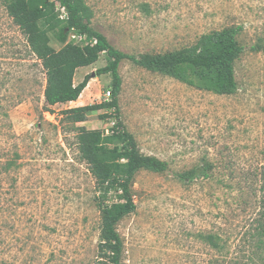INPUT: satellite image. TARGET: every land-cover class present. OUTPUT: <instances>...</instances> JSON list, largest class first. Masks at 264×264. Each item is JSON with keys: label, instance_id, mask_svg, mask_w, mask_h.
Wrapping results in <instances>:
<instances>
[{"label": "rangeland", "instance_id": "1", "mask_svg": "<svg viewBox=\"0 0 264 264\" xmlns=\"http://www.w3.org/2000/svg\"><path fill=\"white\" fill-rule=\"evenodd\" d=\"M80 1L90 24L136 57L241 28L231 94L120 62L119 120L139 152L166 162L167 170L135 172V211L115 228L122 264H211L216 253L201 233H218L230 253L247 255L251 233L264 221V0ZM49 37L58 50L62 44L53 32ZM78 39L69 33L68 40ZM105 64L101 54L75 70V82ZM110 80L91 77L76 102L47 105L41 62L0 0V264L95 263L100 211L78 132L106 133L115 117L103 108L73 122L61 112L105 101ZM204 159L213 164L210 177L178 180Z\"/></svg>", "mask_w": 264, "mask_h": 264}, {"label": "trees", "instance_id": "2", "mask_svg": "<svg viewBox=\"0 0 264 264\" xmlns=\"http://www.w3.org/2000/svg\"><path fill=\"white\" fill-rule=\"evenodd\" d=\"M3 3L45 71L43 96L47 105L75 101L91 78L86 74L75 84V70L91 65L104 54L106 64L96 70L95 76L110 74L111 98L71 107L61 114L73 122H82L94 110L105 108L113 112L115 121L106 133L97 129L81 130L78 145L94 178L95 200L100 211V238L94 264H122L123 242L115 227L119 220L135 211L130 191L132 178L139 169L164 172L167 164L154 156L141 154L133 136L119 120L120 62L128 59L149 71L187 84H197L217 94H231L237 90L234 61L242 52L237 40L241 28L226 26L200 35L192 45L180 50L136 57L115 48L90 24L89 12L80 0H3ZM56 3L65 9L66 19L59 17ZM71 31L79 36L76 42L68 40ZM49 32L62 44L58 50L50 46ZM212 168L213 164L204 159L176 176L183 183H191L210 177ZM254 229L248 254L243 256L230 253L218 233H201V240L216 253L211 264H264V221L259 220Z\"/></svg>", "mask_w": 264, "mask_h": 264}, {"label": "built area", "instance_id": "3", "mask_svg": "<svg viewBox=\"0 0 264 264\" xmlns=\"http://www.w3.org/2000/svg\"><path fill=\"white\" fill-rule=\"evenodd\" d=\"M56 10H58L59 12V17L61 19H66L67 18V13L65 11V9L63 7H61L58 3H56ZM109 96H110V91L108 90L106 93H105V97H104V100L105 101H108L109 99Z\"/></svg>", "mask_w": 264, "mask_h": 264}, {"label": "crops", "instance_id": "4", "mask_svg": "<svg viewBox=\"0 0 264 264\" xmlns=\"http://www.w3.org/2000/svg\"><path fill=\"white\" fill-rule=\"evenodd\" d=\"M73 82L76 84V82H75V79L73 78ZM83 91V90H82ZM82 93V92H81ZM81 95V94H80ZM79 95V96H80ZM79 99V97L75 100V101H70V102H66V103H73V102H76L77 100Z\"/></svg>", "mask_w": 264, "mask_h": 264}, {"label": "water", "instance_id": "5", "mask_svg": "<svg viewBox=\"0 0 264 264\" xmlns=\"http://www.w3.org/2000/svg\"><path fill=\"white\" fill-rule=\"evenodd\" d=\"M94 76H95V74H94V73H91V74H90V77H94Z\"/></svg>", "mask_w": 264, "mask_h": 264}]
</instances>
